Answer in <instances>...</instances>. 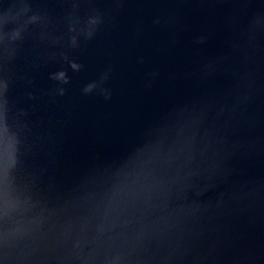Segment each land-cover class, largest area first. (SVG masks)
<instances>
[{"label": "water", "instance_id": "water-1", "mask_svg": "<svg viewBox=\"0 0 264 264\" xmlns=\"http://www.w3.org/2000/svg\"><path fill=\"white\" fill-rule=\"evenodd\" d=\"M0 264H264V0H0Z\"/></svg>", "mask_w": 264, "mask_h": 264}]
</instances>
